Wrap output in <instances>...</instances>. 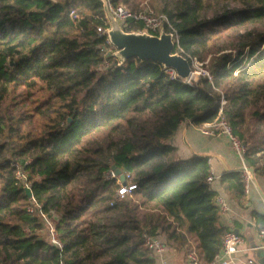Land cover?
Instances as JSON below:
<instances>
[{
  "label": "trees",
  "instance_id": "trees-1",
  "mask_svg": "<svg viewBox=\"0 0 264 264\" xmlns=\"http://www.w3.org/2000/svg\"><path fill=\"white\" fill-rule=\"evenodd\" d=\"M231 1L239 6H224ZM112 2L138 10L130 0ZM157 2L151 8L179 35L173 52L209 56L211 80L189 85L137 58L99 69V0H0V264H154L144 232L173 248L192 239L203 262L220 252L229 229L218 222L217 193L206 181L208 156L179 158L164 141L181 121L213 120L223 98V116L248 143L245 160L264 174V30L254 27L264 24V0ZM226 30L231 43H218ZM37 90L48 96L29 112L17 105ZM33 116L42 123L37 134L25 129ZM112 165L135 185L123 198L116 179L104 178ZM219 179L244 195L240 171ZM33 201L40 210L31 214ZM41 214L57 215L61 249L38 232Z\"/></svg>",
  "mask_w": 264,
  "mask_h": 264
},
{
  "label": "built area",
  "instance_id": "built-area-1",
  "mask_svg": "<svg viewBox=\"0 0 264 264\" xmlns=\"http://www.w3.org/2000/svg\"><path fill=\"white\" fill-rule=\"evenodd\" d=\"M52 2H57L59 0H51ZM100 5L103 10V19L105 24L98 25L96 31L99 36H104V45L100 47V52L103 58L102 66L99 69H107L112 66L113 61H116V65L120 66L123 61L117 54L118 48L111 41L109 37V30L111 29V22L116 21L120 26L126 25L127 22L133 21L142 24V28L132 32L147 33L149 35L159 36L161 32H166L171 34V40L173 42L174 48L180 49L179 35L172 25L167 14L162 12H155L150 6H145L142 9L131 10L123 3H113L112 0H99ZM71 17L76 18L77 15L74 11L70 12ZM131 32V31H130ZM177 53V52H176ZM190 64V73L187 77H181L178 75L177 71L171 67H165V72L171 79H179L184 83L189 85L197 84L200 78H207L208 80L212 79V74L208 66H206L204 60H199L197 57L189 56L188 58ZM198 68V70H196ZM199 76V77H198ZM224 99L220 100V107L218 109L216 117L208 122H203L200 125L193 124L189 119L181 121V125L187 124L191 125L197 129L201 134L205 136H225L230 148L234 154L239 157L242 161L245 160V153L247 152L248 143L243 141L238 137L232 129L229 121L223 116L222 105L224 104ZM240 171L244 193L248 192L249 185L253 179V169L243 163L242 167L238 169ZM16 177L18 179L24 180V175L22 170L19 168L16 171ZM105 179L115 178L118 187L116 190V196L118 198H123L131 193L135 188V185L130 179L128 174H124V181H120L119 175L115 173V170L111 167L107 169L104 173ZM128 178V180H126ZM215 179L212 168L209 166V173L206 177L207 183H212ZM25 188H29L28 184L25 183ZM215 203L218 208L219 214H223L228 210V205L225 198L221 195H216ZM27 210L29 213L34 214L37 210H40V205L34 201L28 205ZM42 220L49 222L48 217L44 214H41ZM259 238L261 240L260 246L264 247V228L259 229L258 231ZM145 245L152 251V254H161L165 249V241L160 239L156 235H151L148 233L142 234ZM49 242L57 248H62V242L59 238V234L55 229V224H49ZM243 244V237L238 232L229 229L223 236L221 250L218 255L208 262H203L198 256L195 249L188 251V259L190 264H228L229 261H232L233 255L239 251L240 246ZM227 258V263H223L222 259ZM251 262V261H250Z\"/></svg>",
  "mask_w": 264,
  "mask_h": 264
},
{
  "label": "crops",
  "instance_id": "crops-1",
  "mask_svg": "<svg viewBox=\"0 0 264 264\" xmlns=\"http://www.w3.org/2000/svg\"><path fill=\"white\" fill-rule=\"evenodd\" d=\"M166 142L177 148L179 158L195 154L208 156V164L215 176L211 185L217 195L225 198L228 205V210L219 214L218 222L243 237V244L228 264H264V247L260 246L258 235L259 229L264 228V174H257L253 170L248 192L237 198L224 189L219 178L223 173L237 171L243 163H249L234 154L225 136H205L191 125L184 124ZM165 247L161 254H154V264H190L187 255L189 250L194 249L192 239L180 248L167 244ZM227 260L223 258L222 262L227 263Z\"/></svg>",
  "mask_w": 264,
  "mask_h": 264
},
{
  "label": "water",
  "instance_id": "water-1",
  "mask_svg": "<svg viewBox=\"0 0 264 264\" xmlns=\"http://www.w3.org/2000/svg\"><path fill=\"white\" fill-rule=\"evenodd\" d=\"M111 41L117 46V54L124 62L130 58H137L140 61L152 60L161 63L164 67L174 68L178 75L187 77L190 73V64L186 57L173 52L171 34L161 32L159 36L147 33L127 32L120 28L119 23L112 21L109 30ZM70 120V118H68ZM166 143V141H164ZM115 173L119 175L120 181H124V173L112 165ZM30 197V188H25Z\"/></svg>",
  "mask_w": 264,
  "mask_h": 264
},
{
  "label": "rangeland",
  "instance_id": "rangeland-1",
  "mask_svg": "<svg viewBox=\"0 0 264 264\" xmlns=\"http://www.w3.org/2000/svg\"><path fill=\"white\" fill-rule=\"evenodd\" d=\"M130 1H131V4L135 7V9H142L145 6L146 7L147 6H150V4L151 3H154L155 1H156V3L158 5H160L157 2L158 0H154V1L153 0H130ZM154 6H156V4H154ZM224 6H226L227 8H236V7L239 6V4L236 3V2H232L231 1V2H228V3L224 4ZM210 16H211V13L208 12L207 13V17H210ZM253 25H249V26H247V28H253ZM254 27H257L256 29H258V30H264V24L263 23H258ZM120 28H121V26H120ZM241 30H243V27L241 28ZM229 35H232V33L230 32V30L222 31V36H221L220 39H218L217 42L218 43H228V44L231 43L232 39L229 37ZM204 61H205L206 66H208L209 56L206 57L204 59ZM196 70H198V68H196ZM45 92L42 91V90H39V91L37 90V91H35V93L32 96L30 95L29 97H26V98H25V96H23V98L21 100H19V98H17L16 99V101L18 102L17 105H21L22 108H23V110H25L26 112H29L30 107H32V105L34 103L39 102V101L45 99L48 96V94H46ZM29 120L30 121L25 125V129L26 130H30V131H32L33 133H36V134L39 133L40 132V129H41V125H42L41 119L39 117H37V116H33ZM259 126L261 128H263L264 127V123L260 124ZM73 135H74V133L72 134V136ZM247 149H248V147H247ZM56 219H57V215H54L52 217V219H48V220L53 225L54 224V221H56ZM50 223L46 222V224H45V222L43 221V224H44L43 225V229L38 231L41 234V236L43 238L47 239L48 241H49V224Z\"/></svg>",
  "mask_w": 264,
  "mask_h": 264
}]
</instances>
